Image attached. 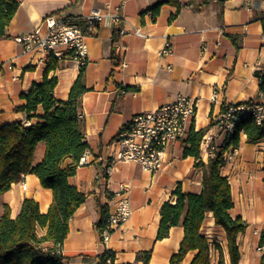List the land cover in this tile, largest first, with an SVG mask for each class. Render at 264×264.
Returning a JSON list of instances; mask_svg holds the SVG:
<instances>
[{
  "label": "crops",
  "instance_id": "0c3cea01",
  "mask_svg": "<svg viewBox=\"0 0 264 264\" xmlns=\"http://www.w3.org/2000/svg\"><path fill=\"white\" fill-rule=\"evenodd\" d=\"M19 1L7 27L8 36L0 39V125L37 122L44 112L39 105L29 118L25 111L16 109L25 103L21 93L33 83L43 81L49 56L38 50L24 52L16 36L32 31L48 14L74 17L89 14L93 9L115 11V7H121L122 19L116 25L121 33H115V28L106 22L91 29L84 20L78 22L87 34L88 45L84 67L87 91L81 98V108L86 120L89 163L79 164L69 178L87 199L69 221V232L61 246L66 263L101 264L100 255L110 248L117 263L145 264L138 255L150 251L147 264H170L183 240L184 227L172 226L168 236L157 239L161 208L166 201L176 202L173 191L178 186L185 193H200L204 165L197 166L196 158L184 153L183 141L168 147L163 166L157 172L132 161L112 162L111 156L118 149L113 139L133 116L183 94L197 99L194 130L206 128L215 133V141L220 145L224 135L216 128L214 117L227 104L261 99L256 72L264 69V0H211L205 4L202 0ZM159 2L163 4L155 19L151 8ZM136 28L146 36L135 33ZM166 37L172 53L163 56L160 50ZM114 47L119 55H124L126 64L116 67L112 75ZM59 61L60 66L51 70L48 78H57L55 97L67 99L80 67L72 59ZM236 149V154L225 159L221 172L231 184V214L241 215L248 223L238 235L239 264H259L261 254L256 247L264 231V141L249 143L241 133ZM45 150L46 144L39 142L34 165L43 159ZM209 155L201 150L205 164ZM124 185L128 186L133 212L104 243L97 223L103 208H113L116 192ZM27 197L35 199L40 211L46 212L53 193L41 185L35 174H24L0 194V214L7 204L12 217H16ZM37 232L43 236L46 227L39 226ZM201 232L213 244L221 245L225 263L229 264L226 232L215 224L212 211L207 212ZM44 244L52 246L53 242ZM193 255L194 251H189L180 264H188ZM211 256V264H218L219 252L214 246Z\"/></svg>",
  "mask_w": 264,
  "mask_h": 264
},
{
  "label": "trees",
  "instance_id": "16d2710c",
  "mask_svg": "<svg viewBox=\"0 0 264 264\" xmlns=\"http://www.w3.org/2000/svg\"><path fill=\"white\" fill-rule=\"evenodd\" d=\"M176 3L175 0H167ZM211 0H202L208 3ZM19 0H0V39L8 36L7 27L15 15ZM163 2L152 8L153 18L159 15ZM264 31V17L262 18ZM113 70L121 65V58L116 47L112 52ZM60 61L49 55L44 79L35 82L21 93L25 103L16 107L25 111L30 118L39 105L43 108L40 120L30 124L13 121L0 125V194L20 181L27 173L35 174L43 187L52 190L53 199L46 212H41L37 201L31 197L23 200L19 213L12 217L9 205L4 204L0 214V264H67L61 252L63 241L69 232V221L77 208L86 201L87 195L71 184L69 178L77 171L80 157L87 149L85 139L86 120L82 114L81 98L87 91L84 82L85 65L80 66V73L71 87L67 99H57L54 95L57 78H48L51 70L57 69ZM260 78V90L264 91V69L257 71ZM207 132L206 128L198 131L190 128L188 136L182 141L184 153L196 158L197 166L204 165L203 188L200 193H185L178 186L173 191L176 202L166 201L161 208V220L157 239L169 234L172 226L182 225L184 237L178 251L171 256L170 264H180L189 251L194 255L188 264H211V248L219 252L218 264H226L223 249L219 243L213 244L202 232L201 226L208 211L213 212L215 224L222 226L226 232L229 264H239L241 257L238 235L244 232L248 223L241 215L233 216L231 209L234 199L231 184L222 174L225 164L224 152L239 146L241 133L246 135L249 143L264 141V123L257 124L248 117L242 119L232 136L225 139V146L219 145L209 155L207 164L201 156L200 143ZM39 142L46 144L43 159L34 165V156ZM108 211L103 208L102 218L97 228L102 235L104 218ZM46 227V233L39 236L37 228ZM52 241V246L44 243ZM260 243L264 244V231ZM139 257L148 263L150 251L139 253ZM101 264L117 263L114 252L107 248L100 255ZM264 264V255L261 256Z\"/></svg>",
  "mask_w": 264,
  "mask_h": 264
},
{
  "label": "built area",
  "instance_id": "2783aa9c",
  "mask_svg": "<svg viewBox=\"0 0 264 264\" xmlns=\"http://www.w3.org/2000/svg\"><path fill=\"white\" fill-rule=\"evenodd\" d=\"M120 9L119 6L115 7V11L93 9L89 14L74 17L64 13L48 14L43 17L40 25L30 32L16 36L15 39L22 45L24 52L43 51L58 60L72 59L80 67L87 63L88 45L87 34L78 22L84 20L88 29L106 22L115 28V33H121L123 31H118L116 28L117 23L122 19ZM135 33L146 36L140 28H136ZM118 50H121L120 46ZM171 53V44L166 37L160 54L167 56ZM120 58L121 65L124 66L126 64L124 55L120 54ZM259 94L260 100L250 99L245 102L227 104L214 117L216 128L224 135L221 146H225V139L234 134L236 125L242 119L250 117L257 124L264 123V91L261 90ZM216 96L217 93H214L213 99ZM197 107V99L180 94L171 102L133 116L122 125L113 139L118 149L111 156V161H132L151 172H157L163 166L164 153L168 147L175 141H182L188 136ZM218 146L215 133L206 132L200 143L201 150L213 154ZM236 153V148H230L224 152V158L229 159ZM79 163H89L87 150L81 155ZM23 188H26L25 184ZM132 212L128 186L124 185L116 192L115 204L104 218L105 226L101 240L107 243L113 230L127 221ZM256 249L261 256L264 255V244L259 242Z\"/></svg>",
  "mask_w": 264,
  "mask_h": 264
},
{
  "label": "rangeland",
  "instance_id": "374dc122",
  "mask_svg": "<svg viewBox=\"0 0 264 264\" xmlns=\"http://www.w3.org/2000/svg\"><path fill=\"white\" fill-rule=\"evenodd\" d=\"M258 263L260 264L261 263V261H260V259L258 258Z\"/></svg>",
  "mask_w": 264,
  "mask_h": 264
}]
</instances>
